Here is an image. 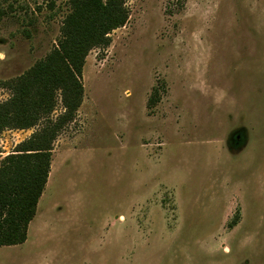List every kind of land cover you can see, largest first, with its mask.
I'll use <instances>...</instances> for the list:
<instances>
[{
    "label": "rangeland",
    "instance_id": "rangeland-1",
    "mask_svg": "<svg viewBox=\"0 0 264 264\" xmlns=\"http://www.w3.org/2000/svg\"><path fill=\"white\" fill-rule=\"evenodd\" d=\"M70 1L0 0V104L55 48ZM127 7L86 59L28 239L0 264H264V0ZM41 127L5 131L0 163Z\"/></svg>",
    "mask_w": 264,
    "mask_h": 264
},
{
    "label": "trees",
    "instance_id": "trees-1",
    "mask_svg": "<svg viewBox=\"0 0 264 264\" xmlns=\"http://www.w3.org/2000/svg\"><path fill=\"white\" fill-rule=\"evenodd\" d=\"M130 0H71L55 48L23 75L6 83L0 136L42 126L22 149L0 163V247L24 244L51 170L53 144L83 103V69L89 53L110 46V35L130 17ZM64 112L53 118L58 98Z\"/></svg>",
    "mask_w": 264,
    "mask_h": 264
}]
</instances>
